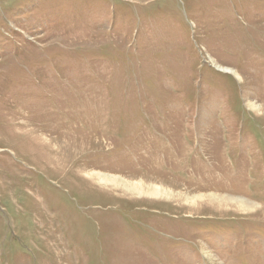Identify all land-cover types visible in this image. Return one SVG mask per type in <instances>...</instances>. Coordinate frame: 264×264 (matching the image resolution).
Segmentation results:
<instances>
[{
	"label": "rangeland",
	"instance_id": "obj_1",
	"mask_svg": "<svg viewBox=\"0 0 264 264\" xmlns=\"http://www.w3.org/2000/svg\"><path fill=\"white\" fill-rule=\"evenodd\" d=\"M0 264H264V0H0Z\"/></svg>",
	"mask_w": 264,
	"mask_h": 264
},
{
	"label": "bare ground",
	"instance_id": "obj_2",
	"mask_svg": "<svg viewBox=\"0 0 264 264\" xmlns=\"http://www.w3.org/2000/svg\"><path fill=\"white\" fill-rule=\"evenodd\" d=\"M223 71H225V72H229V68L227 69V68H225V69H222ZM94 176H96V177H98V179L101 181V182H109V183H114V184H116L117 186H124V187H128V188H130L131 190H140V191H144L143 190V188H139L138 186L137 187H135V186H132V185H127L126 184V186H125V184H123V183H121L120 181H119V179L117 178V177H111V176H107V175H103V174H101V173H98V174H95ZM123 187V188H124ZM132 192V191H131ZM151 193H153V194H155V195H163V194H165L166 193V190L164 189V190H160V189H157L156 187H153L152 188V191H150ZM204 194H202L201 196H197L196 198H193V199H197V200H199V199H203V198H207V196L208 197H214V196H217V195H207V196H203ZM233 198H230V200H232ZM246 203V202H245ZM242 205L245 207V208H249V204L247 203V204H245V205H247V206H245L243 203H242Z\"/></svg>",
	"mask_w": 264,
	"mask_h": 264
}]
</instances>
